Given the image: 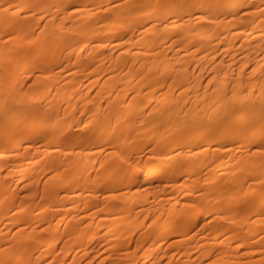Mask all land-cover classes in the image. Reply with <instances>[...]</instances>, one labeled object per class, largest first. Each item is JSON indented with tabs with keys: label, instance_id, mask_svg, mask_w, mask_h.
Returning a JSON list of instances; mask_svg holds the SVG:
<instances>
[{
	"label": "bare ground",
	"instance_id": "6f19581e",
	"mask_svg": "<svg viewBox=\"0 0 264 264\" xmlns=\"http://www.w3.org/2000/svg\"><path fill=\"white\" fill-rule=\"evenodd\" d=\"M260 138L264 0H0V264L17 250L11 264H237L263 252L245 201H264V149L257 167L230 165L234 144ZM98 189L99 218L86 214ZM158 196L156 211L141 207Z\"/></svg>",
	"mask_w": 264,
	"mask_h": 264
},
{
	"label": "rangeland",
	"instance_id": "374dc122",
	"mask_svg": "<svg viewBox=\"0 0 264 264\" xmlns=\"http://www.w3.org/2000/svg\"><path fill=\"white\" fill-rule=\"evenodd\" d=\"M216 51H218V49H217ZM215 53H216V52H215ZM219 53H220V52H219ZM219 53H218V54H219ZM164 89H165V88H164ZM190 90L193 91V88H192V89H189V92H191ZM176 93H177V92H176ZM177 94H178V93H177ZM177 94H176V95H177ZM186 94H188V90H187V93L183 94L182 96H184V95H186ZM190 94H191V93H190ZM86 95H87V98L89 97L88 99H90V93L88 92ZM179 95H180V94H179ZM5 96H6V94H5ZM182 96H179V99H184V97H182ZM187 96H188V95H186L185 97H187ZM190 96H191V95H190ZM190 96L187 97V100H189V99L191 98ZM177 97H178V96H177ZM88 99H87V100H88ZM184 100H185V99H184ZM187 100H186V101H187ZM87 105H88V104H87ZM77 113H78V111H77L76 114H75L76 117L79 115V113H78V114H77ZM248 120H249V119H248ZM246 122H247L248 124H247ZM250 124H251L250 121L245 120V121H243L239 126H241V127H243L244 125H245V126H249ZM257 126H258V128H259V125H257ZM261 128H262V127H261ZM259 129H260V128H259ZM85 130H86V129H85ZM79 132L82 133L83 131H79ZM73 133H74V132H73ZM74 135H76V136H74V137H76V139H74V141H75V140H76V141L79 140L78 137L81 136V134L77 132V134L75 133ZM70 137H71V136H70ZM77 138H78V139H77ZM70 140L72 141L73 139L71 138ZM257 140H258L257 142H259L258 145L255 146V145L251 144V147L248 146V145H246V144H244V145H242V144L240 145V144H239L240 146H237V144H236V145L234 144L235 146L233 145V147H234L235 150H234L233 158H232L233 163H231V161H232V160H231V161H230V163H231L230 165H232V164L238 165L237 163H239V165H240L242 168H244V165H245V164H243V163H244V161H245L246 164H247V166H248V167L245 166V168H253V167H257V166H259V165H260V161H259V159L257 160V158L261 157V153L258 152V149H256V147H259V151L262 152L263 149H264V145H262V143H261V142H262V141H261V138H260V139H257ZM71 141L69 142V144L71 143ZM76 141H75V142H76ZM260 141H261V142H260ZM254 144H255V143H254ZM256 144H257V143H256ZM74 145H76V146H74ZM74 145H73V144H72L71 146L68 145V146H69V149L71 148L70 150H72L71 152H73L75 149L79 148V145L77 146V143H74ZM72 146H73V147H72ZM245 146H247V147H245ZM252 146H253V147H252ZM254 146H255V148H254ZM262 146H263V147H262ZM235 147H237L238 149H241V151H239L238 149H237L238 151H236V148H235ZM252 148H253L254 150H253ZM69 149H68V147H67L68 152H70ZM255 150H257L255 153H257V152L259 153L258 157H256L257 155L255 156V155H253V154L251 153V151L254 153ZM261 150H262V151H261ZM245 151H246V152H245ZM236 152H237V154H236ZM242 153H243V154H242ZM250 153L252 154V156H255V157L252 158V156L250 155ZM255 153H254V154H255ZM241 155H243V156H241ZM247 155H250L251 158H250V157H247ZM240 156H241L243 159H241ZM139 161H140L139 163H143L144 161H149V158H146V160L142 158V159L139 160ZM238 161H239V162H238ZM240 161L242 162L241 164H240ZM239 165H238V166H239ZM250 166H251V167H250ZM228 167H229V166H228ZM93 175H94V174H93ZM262 177H263V178H262ZM262 177H261V178H260V176L257 177L258 180H260V181L257 180L258 183H259V185L257 186V188L260 187V186L262 187V189H260V188L257 189V191L260 192V193H258V194H261V193L264 191V176H262ZM179 180H180V179H179ZM179 180H178V181H179ZM181 180H182V178H181ZM43 181H44V180H43ZM43 181H42V182H43ZM177 183H178V182H177ZM179 183H180V181H179ZM179 183H178V184H179ZM259 189H260V190H259ZM40 190H41V189H40ZM40 190H38V192H40ZM120 190H121V189H120ZM120 190H118V191H120ZM171 190H173V189H170V188H169V191H171ZM97 191H98V192H97ZM97 191H95V192H97L96 195H97V196L99 195V196L97 197L98 199L96 200V202H97V203L95 204L96 206L92 207L91 209H89L88 211H86L87 213H86V212H85V213L88 214V215H90L91 212H92L93 214H94V212H96L97 214L94 215V216H97V215H98L97 217L99 218L100 215L103 217V214L106 213V212H104V211H101V212H100V211L98 210V209L100 208L99 205H100V202H101L100 200H101V197H102L101 194H103V192H105V191H104L103 189H98ZM99 191H100V192H99ZM166 191H167V190H166ZM166 191H165V192H166ZM99 193H100V194H99ZM166 193H167V192H166ZM168 193H169V192H168ZM263 194H264V192H263ZM160 196H162V195H160ZM160 196L157 197L158 200H156L157 198L153 199V200H156L157 202L151 200V201H153V202L150 201V202L152 203V205L149 206L150 203H148V207L146 206L147 208L145 207V205H147V204L142 205L141 207L144 208V210H145V209H148V210H145L146 212L148 211V212L152 213V211H151V210H152V207L154 208V207L156 206V203L161 204V203L159 202V200H160L159 197H160ZM171 196L173 197V195H171ZM163 197H165L164 194H163V196H162L161 198H163ZM166 197H169V196H166ZM172 197H170V198H172ZM248 197H249V195L246 196L245 200H247ZM250 197H251V196H250ZM250 197L248 198V201H245V202H246V204H247V202L249 203V200H251V204L246 205L244 202H241V203L243 204L242 209H245V208H246V207L244 208V205H246V206H249V205H250V208H251V207H252V208L250 209V208L247 207L248 210H249V209H250L249 211H252V210H253L252 212H254V213H253L254 215H253V214H252V215H253L254 217L257 215V213L259 214V215L256 216V217H260V218H262V220H263V225H262V226H263V228H264V216H263L264 213H263V212H262L263 214L259 213V212H261V211H264V205H263V207H262V204L264 203V201H261L258 197H257V198H255V197H251V198H250ZM252 198H253V200H252ZM254 198H255V199H254ZM167 199H169V198H167ZM257 199H258L259 201H261V203H260ZM161 200H162V199H161ZM161 200H160V201H161ZM37 201H38V200H37ZM98 201H99V203H98ZM163 201H165L164 203H166V201H168V200L165 199V200H163ZM163 201H162V202H163ZM170 201H172V200H170ZM170 201H169V202H170ZM254 201H255V202H254ZM256 202H258V203H256ZM262 202H263V203H262ZM143 203H144V202H143ZM143 203H141V204H143ZM164 203H162V204H164ZM167 203H168V202H167ZM254 203H255V205H254ZM98 204H99V205H98ZM154 204H155V205H154ZM162 204H161V205H162ZM153 205H154V206H153ZM252 205H253V206H252ZM260 205H261V206H260ZM97 206H99V207L96 208ZM143 206H144V207H143ZM239 206H240V205H239ZM239 206H237V207H239ZM138 207H139V209H140V204H139V206H137V208H138ZM159 207H160V205H159ZM159 207H158V209H159ZM93 208H94V209H93ZM149 208H151L150 211H149ZM155 208L157 209V207H155ZM155 208H154V209H155ZM234 208H236V207H234ZM240 208H241V207H240ZM255 208H256V210H255ZM262 208H263V209H262ZM156 209H155L154 211H156ZM260 209H261V210H260ZM234 210H235V209H234ZM239 210H240V209L238 208V211H239ZM89 211H91L90 214L88 213ZM93 211H94V212H93ZM240 211L242 212V213H241V215H242V214H243V210H240ZM103 212H104V213H103ZM234 212L236 213V210H235ZM252 212H251V213H252ZM81 213H83V211H82V212L80 211V213L78 212L79 215H80ZM101 213H102V214H101ZM117 213L120 214L119 211H118ZM251 213H250V214H251ZM118 214H117V215H118ZM237 214L240 215L239 212H238ZM260 214H261V215H260ZM105 215H106V214H105ZM105 215H104V216H105ZM150 215H151V214H150ZM150 215H149V217H150ZM232 215H234V214H232ZM232 215H230V216H232ZM252 215H251V216H252ZM80 216H81V215H80ZM80 216H79V217H80ZM207 216H208V215H207ZM207 216H205V220H204V222H205V223L209 222V224H210V222H212L213 220L211 219V220L209 221V219H210L209 217H210V216H208V217H207ZM253 216H252V217H253ZM102 217H101V218H102ZM147 217H148V216H147ZM249 217H250V216H249ZM252 217H251V218H252ZM254 217H253V218H254ZM95 218H96V217H94L93 219H95ZM101 218H100V219H101ZM145 218H146V216H145ZM208 218H209V219H208ZM103 219H105V218H103ZM146 219H147V218H146ZM146 219L143 220V221H145V222H143L144 225H142V227H145V224L147 225V224H148V223H147L148 220H150V218H148L147 220H146ZM206 219H207V220H206ZM249 219H250V218H248V220H249ZM106 220H107V219H106ZM115 220H116V219H115ZM140 220H141V219H140ZM252 220H253V219H251V222H252ZM102 221H103V220H102ZM146 221H147V222H146ZM182 221H183V220H182ZM237 221H238V220H237ZM237 221H236V223H238ZM239 221H240V220H239ZM249 221H250V220H249ZM112 222H113V221H112ZM251 222H250V223L248 222L247 224L252 225ZM105 223H106V221L104 220V224H105ZM113 223H114V222H113ZM174 223L176 224V226H178V224H181L182 222H181V220H177V221L175 220ZM212 223H213V222H212ZM239 223H240V222H239ZM240 224H242V223H240ZM105 225H108V224H105ZM103 226H104V225H103ZM239 226H240V225H239ZM236 227H237V226H236ZM236 227H235V228H236ZM243 227H244V225H243ZM243 227H242V228H243ZM238 228L241 229V226L238 227ZM233 229H234V228H233ZM240 229H239L238 232H240ZM143 230H144V229H143ZM236 231H237V230H236ZM236 231H235V232H236ZM192 232H193V231H191V233H192ZM236 233H237V232H236ZM192 234H193V233H192ZM239 234H240V233H239ZM133 235H134V236H132V240H130V245H129V246H130V249H129V250H130L131 252L135 250V246H134V242H133V240L136 238V233H134ZM188 235H189V233H188ZM9 236H10V235H9ZM198 236H199V235H198ZM198 236H197V237H198ZM252 236H253V235H252ZM252 236L250 235V236H248L249 238L247 237V238L249 239V241H248V240L246 241V237H245V241L248 242V243H254L253 245L256 246L257 243H255V242L253 241ZM255 236H256V235H255ZM255 236H253V237H255ZM27 238H28V237H25V239H27ZM250 239H252V241H250ZM254 239H255V238H254ZM255 240L258 241L257 238H256ZM263 241H264V240H262V242H263ZM246 242H245V243H246ZM258 242H259V241H258ZM262 242H261V243H262ZM15 243H17V242L15 241ZM15 243H13V242L10 241V244H14V245L16 246ZM18 243H19V242H18ZM230 244H233V243H230ZM17 245H19V244H17ZM129 246H128V247H129ZM16 248H17V247H16ZM18 248H19V247H18ZM118 249H119V250H118ZM16 250H17V249H16ZM16 250H15V251L13 250V252H17V251L20 252V250H17V251H16ZM114 250H115V252H120V251H122V249L120 250V248H118V247H116V249L114 248ZM116 250H117V251H116ZM245 250H246V249H245ZM245 250H244V251H245ZM252 250H253V249H252ZM255 250H256V249H255ZM255 250H254V252L251 251L252 254H253L252 257H250L251 254L248 253V252H250V250H249V251L247 252L248 254L246 253L247 256L245 255L246 257L242 258V259H245V260H246V259L248 260V258H249V263L247 262V260H246V261H245V260H244V261H241L242 259H240V260L237 262V264H239V263H240V264H243V262H244L245 264H250V262L253 263V264H264V261H263V260H264V253H263V252H264V251L262 252L263 249H262L261 252H259L258 254H257V253L255 254V252H256ZM11 252H12V251H11ZM13 252H12V253H13ZM19 252H18V253H19ZM257 252H258V251H257ZM9 253H10V252H9ZM18 253H14V256H15V254H16V256H19ZM19 254H20V253H19ZM10 255H11L10 257L12 258V255H13V254H10ZM248 255H250V256L248 257ZM258 255H259V256H258ZM16 256L13 257V260L15 259V261H16ZM257 256H258V258H257ZM10 257H8V258L5 259V260H8V259L11 260ZM255 257H256V258H255ZM251 258H252V260H250ZM254 258H255V260H254ZM10 260H9V261H10ZM13 260L11 261L12 263L15 262V261H13ZM17 260H18V259H17ZM256 260H257V261H256ZM4 262H5V261H4ZM6 262H8V261H6ZM6 262H5V264H6ZM11 262H10V264H11ZM17 262H18V261H17ZM260 262H261V263H260ZM7 264H8V263H7ZM17 264H18V263H17ZM89 264H110V262H107V261H106V262H102V263H99V262H91V263H89ZM235 264H236V263H235Z\"/></svg>",
	"mask_w": 264,
	"mask_h": 264
}]
</instances>
